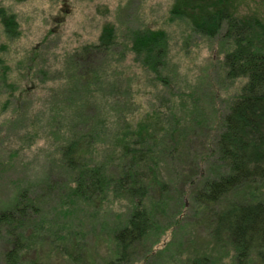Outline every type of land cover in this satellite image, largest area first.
Masks as SVG:
<instances>
[{"label":"trees","instance_id":"obj_1","mask_svg":"<svg viewBox=\"0 0 264 264\" xmlns=\"http://www.w3.org/2000/svg\"><path fill=\"white\" fill-rule=\"evenodd\" d=\"M178 5L171 15L187 21L193 34L219 39L226 49L225 76L243 82L212 141L209 155L216 157L218 173L206 177L201 171L182 187L188 139L179 121L169 119L166 127L162 120L176 103H163L160 114L150 105L151 89L145 91V79L149 87L170 89L168 32L129 31L121 48L117 27L107 23L95 44L66 61L65 81L39 96L68 99L62 120L50 114L51 132L63 139L54 145L58 171L45 176L59 197L66 196L59 207L62 219L78 212L105 215L106 239L98 241L108 248L107 264H132L142 248L140 264L157 254L163 264H264V21L237 16L224 0ZM0 22L6 36L21 35L15 14L0 9ZM118 56L121 62L130 57L138 70L126 67L112 75L110 62ZM165 161L180 163L171 183L163 173ZM115 199L125 203L120 214L108 208ZM38 205L20 189L11 207H0V236H7L9 245L0 264H50L51 254L62 264H94L77 234L69 236L67 230H56L50 255L42 256L37 244L48 241L49 230L37 223ZM167 235L164 248L154 252Z\"/></svg>","mask_w":264,"mask_h":264},{"label":"rangeland","instance_id":"obj_2","mask_svg":"<svg viewBox=\"0 0 264 264\" xmlns=\"http://www.w3.org/2000/svg\"><path fill=\"white\" fill-rule=\"evenodd\" d=\"M177 2L182 0H0V9L16 15L21 31L19 37L12 39L5 35L0 22V207H11L20 189L38 200L42 211L37 223L42 221L45 232L49 230L48 241L37 244L43 257L50 255L51 237L60 229L67 230L69 236L77 234L76 241L81 248L86 246L94 264H107L108 248L105 242L98 241L106 239L105 215L78 212L76 218L62 219L59 207L67 203L66 196L59 197L52 188L51 178L45 176L51 170L58 171L53 162L54 145L63 139L60 132L54 135L51 132L50 114L61 119L68 99L65 96L39 99L65 81L66 61L84 45L95 44L104 24L117 27L121 48L128 42L129 31L149 28L168 32L170 89L149 87V80L145 79L148 85L145 91L151 89L150 105L160 110V114L171 100L176 103L171 112L167 108L162 113V120L166 127L169 119L171 124L179 121L183 126L181 133L188 139L182 187L187 179L201 171L206 177L212 172L218 173L216 157L209 155L212 141L220 130V118L243 82L231 81L225 76L222 60L226 49L219 39L195 35L187 21L171 15L172 8L179 9ZM224 2L239 17L264 21V0ZM126 58L121 62L118 56L115 63L110 62L114 65L112 71L115 70L112 75L123 72L126 67L138 70L131 58ZM6 67L10 70H5ZM179 164L164 162L163 173L168 174V183L177 174L175 169H179ZM173 190L171 186L172 200ZM124 206V202L115 199L108 208L118 213ZM182 235L183 232L178 239L181 248L185 240ZM170 238L167 235L154 252L164 248L162 243ZM6 239L7 236H0V262L9 248ZM142 249L136 251L132 264H140L138 259H144ZM34 253L29 256H35ZM155 256L146 264L164 263L158 254ZM49 263L62 264L52 254Z\"/></svg>","mask_w":264,"mask_h":264}]
</instances>
